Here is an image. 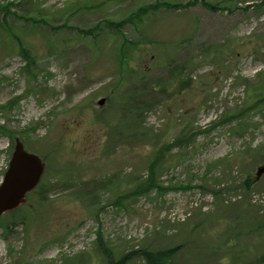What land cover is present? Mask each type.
<instances>
[{
    "label": "rangeland",
    "instance_id": "rangeland-1",
    "mask_svg": "<svg viewBox=\"0 0 264 264\" xmlns=\"http://www.w3.org/2000/svg\"><path fill=\"white\" fill-rule=\"evenodd\" d=\"M16 139L47 171L0 264H264V0H0V182Z\"/></svg>",
    "mask_w": 264,
    "mask_h": 264
},
{
    "label": "water",
    "instance_id": "water-1",
    "mask_svg": "<svg viewBox=\"0 0 264 264\" xmlns=\"http://www.w3.org/2000/svg\"><path fill=\"white\" fill-rule=\"evenodd\" d=\"M44 168L42 159L36 154L27 152L23 144L18 141L0 185V216L25 202L26 194L40 182ZM263 174L264 163L257 169L256 180Z\"/></svg>",
    "mask_w": 264,
    "mask_h": 264
},
{
    "label": "trees",
    "instance_id": "trees-1",
    "mask_svg": "<svg viewBox=\"0 0 264 264\" xmlns=\"http://www.w3.org/2000/svg\"><path fill=\"white\" fill-rule=\"evenodd\" d=\"M13 11L11 9H6V15L12 13ZM40 21V20H39ZM46 22V20H45ZM22 55L25 56L26 58L30 57L29 59L32 60L30 52L28 49H25L22 51ZM256 108V106L254 107ZM242 113H239V116H241ZM236 118V117H235ZM182 139H179L177 142H181ZM170 146V145H169ZM166 146V147H169ZM164 148V147H163ZM163 148L161 149V152L156 151L154 155V160L149 166V174L147 177L140 181L137 185L138 190H130L128 193H123L121 195H118L116 199L114 200V205L116 206H123V200L124 199H129L133 195H137L138 193H148L151 191V188L157 184V170L161 168V163L163 162L162 155H163ZM162 160V162H161ZM111 179V178H110ZM251 183L252 179L251 177H247L242 185L245 189L250 190L251 188ZM142 190V192H140ZM42 193H44V190L42 189ZM9 228V226H8ZM99 237L101 238L102 235L100 233ZM180 247H174L170 249H165V250H138L134 251L133 254H137L139 256H142L143 259L145 260L146 264H172V257L178 253ZM110 253H113L109 250ZM133 255V256H134ZM132 254H124L123 256L119 257L118 259L113 258L110 256L111 263L110 264H127L133 259ZM261 260H264V256L261 257ZM68 263V260L66 261Z\"/></svg>",
    "mask_w": 264,
    "mask_h": 264
}]
</instances>
